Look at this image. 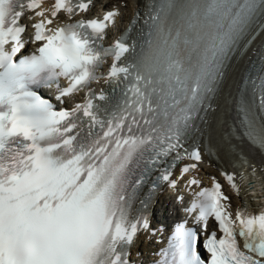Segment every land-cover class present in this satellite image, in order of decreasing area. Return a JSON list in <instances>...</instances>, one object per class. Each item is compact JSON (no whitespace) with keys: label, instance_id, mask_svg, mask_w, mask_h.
I'll use <instances>...</instances> for the list:
<instances>
[{"label":"snow or ice","instance_id":"6c2138e0","mask_svg":"<svg viewBox=\"0 0 264 264\" xmlns=\"http://www.w3.org/2000/svg\"><path fill=\"white\" fill-rule=\"evenodd\" d=\"M119 15L0 0V264H142L165 189L153 264H264V0H146L106 45Z\"/></svg>","mask_w":264,"mask_h":264},{"label":"bare ground","instance_id":"6f19581e","mask_svg":"<svg viewBox=\"0 0 264 264\" xmlns=\"http://www.w3.org/2000/svg\"><path fill=\"white\" fill-rule=\"evenodd\" d=\"M126 1V2H125ZM101 2L104 4L105 8L115 6L117 7L118 11L120 12L121 16L120 19L126 24L127 19L130 18L132 14V10L136 5H139L141 2L139 0H101ZM48 4V3H45ZM123 5V7H121ZM92 11H98L97 8L92 9ZM201 172L202 176L204 178H208L209 175H216V170L215 168L210 166V163L205 162L203 165L199 167L198 173ZM227 190L229 188L226 187ZM231 193V191L229 190ZM167 196V195H166ZM172 200V199H171ZM231 204L233 209H235V206L238 204V201L235 197L231 198ZM143 240L148 241L149 239L146 238V236L143 237ZM142 245H145L146 242L141 240Z\"/></svg>","mask_w":264,"mask_h":264},{"label":"rangeland","instance_id":"374dc122","mask_svg":"<svg viewBox=\"0 0 264 264\" xmlns=\"http://www.w3.org/2000/svg\"><path fill=\"white\" fill-rule=\"evenodd\" d=\"M126 2V1H125Z\"/></svg>","mask_w":264,"mask_h":264}]
</instances>
